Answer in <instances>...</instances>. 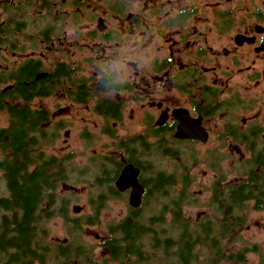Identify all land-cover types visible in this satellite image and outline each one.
Masks as SVG:
<instances>
[{
    "label": "flooded vegetation",
    "instance_id": "flooded-vegetation-1",
    "mask_svg": "<svg viewBox=\"0 0 264 264\" xmlns=\"http://www.w3.org/2000/svg\"><path fill=\"white\" fill-rule=\"evenodd\" d=\"M0 94H5L0 113L7 114V125L0 120V128H10V111L22 107L29 109L27 117L47 115L38 150L57 157L65 167L66 174L55 180L53 195H43L31 207L36 220L33 235L40 246L49 245L48 220L65 219L71 227L74 223L63 214L68 187L77 200L82 194L91 196L87 205L93 206L96 221L82 222L81 230L100 222L104 213L108 216V237L102 242L106 248L110 227L121 230L130 226L129 221L143 226L141 212L147 201L157 202L160 191L155 184L165 173L158 155L189 153L191 158H184L189 174L185 172L183 180L188 184L198 178L195 162L215 172L213 189L217 187L218 193L213 191L211 200L223 199L224 187L245 177L228 180L223 168L226 158L241 167L264 146V0H0ZM55 120H61L64 143L82 121L89 146L103 143L111 148V153L89 158L88 165L97 167L103 158L110 159L98 167L90 183L98 191H89L87 182L81 181L75 163L83 156L78 152L47 151L56 135L46 126ZM0 154L8 156L1 150ZM7 154L15 155L12 150ZM28 159L32 172L38 165L31 156ZM128 164L140 170L144 193L139 208L130 205L132 189L116 185ZM0 178V198H13L2 172ZM81 182V188L68 185ZM178 183L176 179L169 186ZM118 203L121 208L114 213ZM80 206L82 212L85 207ZM18 208V213L25 210ZM217 210L222 213L218 206ZM80 212L72 217L79 218ZM158 212L156 208L151 215ZM4 214L0 211V222ZM151 220L154 223L149 221L146 227L155 232L158 218ZM204 239L196 248L208 246L211 240ZM107 252L103 264L120 263ZM82 253L78 264L99 262L88 258L84 249ZM148 257L140 261L133 256L136 264L152 263ZM48 259L41 249L33 263L46 264Z\"/></svg>",
    "mask_w": 264,
    "mask_h": 264
},
{
    "label": "trees",
    "instance_id": "trees-1",
    "mask_svg": "<svg viewBox=\"0 0 264 264\" xmlns=\"http://www.w3.org/2000/svg\"><path fill=\"white\" fill-rule=\"evenodd\" d=\"M1 80L3 79L1 78ZM3 96L5 94H0V107L4 104ZM28 110L22 107L10 111L12 116L11 127L0 128V150L3 154L8 155L0 161V172L6 179L8 189L11 193H14L13 198H0V211L5 212L0 222V264H34L33 259L36 257V252L41 251V249L47 253L49 261L54 255L56 264H78L80 262L79 258L84 256L82 253L84 248L81 244L76 246L74 251L70 248L63 249L61 246L53 251L52 246H40L37 237L33 235L35 230L32 225L36 223V220L33 219L34 211L31 207H34L36 200H41L43 195H48L49 198L53 195L56 189L55 180L64 176L66 171L65 167L60 164V159L55 156H47L44 152L38 150V146L41 144V138L38 135L42 131L41 125L48 121V116L38 113L27 117L25 112H28ZM9 150H12L15 155L9 157V154H7ZM255 154L256 156L239 171L238 175L245 177L240 179L238 183L226 185L223 199L218 198L222 201V204L218 207L222 211V216L224 215L223 221L209 220L195 226V228L188 226L180 211L187 194L184 191L179 192L177 199L172 203V209H174L172 217L176 226L180 229L176 240L170 234L155 236L149 226L146 227L147 222H144L143 226L139 223L135 227L129 221L130 226H126L121 230H117L115 227L114 229L113 227L109 228L111 241L109 240L108 245L105 246L109 250L110 257L118 260L119 264H124L123 261H126L127 264H136L137 259L140 261L148 260V253L143 250L144 237L151 234L152 240L155 242L153 245L162 246L166 255L171 252L177 258V264H203L197 256L196 245L201 241H206L204 238L208 236V239L211 240L210 242L207 241V247L210 248L209 253L211 252L210 264H216L219 261L217 257L220 256H224L223 258L232 264H244L247 261L248 250L256 251L260 255L257 264H264V253L258 249L257 245L232 251L227 240L231 238V243H236L240 239L243 240L240 235L233 237V232L244 224L248 216L245 209L248 208L249 204L253 209L264 212V146L257 147ZM28 156H31L32 161H35L38 165L32 172L27 169V165L30 163L28 162ZM107 160L110 159L103 158L98 167L105 166ZM174 175L176 174L167 176V174L161 173L160 183L155 184L159 188L160 195L168 194V186L173 185L177 179ZM182 176L183 179L186 177ZM21 178L25 179L22 185L18 183ZM187 184V182H182V186ZM213 191L218 193V188L214 187ZM211 202L216 203V199H212ZM18 205L23 208H18ZM17 208L25 210L18 213ZM64 209L63 214L65 217H69L66 206H64ZM163 216L162 212L158 220L163 222ZM96 217V215L86 216L87 221L84 222L92 223V221H96ZM78 219L74 218L73 220L72 227L75 228L74 230L82 227V223H79ZM153 223L152 220L149 222L151 225ZM217 223H219L218 226L215 225ZM195 232L202 235V238L196 237ZM173 248L174 251H171ZM228 250H230V253H228Z\"/></svg>",
    "mask_w": 264,
    "mask_h": 264
},
{
    "label": "rangeland",
    "instance_id": "rangeland-1",
    "mask_svg": "<svg viewBox=\"0 0 264 264\" xmlns=\"http://www.w3.org/2000/svg\"><path fill=\"white\" fill-rule=\"evenodd\" d=\"M0 120L3 125H7V114L0 113ZM61 120H55L51 125L46 126L47 129L51 130L53 135H56L55 142L47 148L49 153H53L56 155L65 154L71 151L78 152L80 156L78 158V164L75 163L76 171H81V181L87 182L89 185V191H98L99 189L94 185L90 186V183L93 181V176L99 173V169L93 163H89L90 156L95 157L96 154L102 152L103 154L110 152L111 148L106 147L103 143H99V145L89 146L88 143L84 139V133L81 132L84 127V122H78V125L72 131V134L68 138V144L64 143V131L59 128V123ZM94 132H98L97 127H91ZM108 143H111L108 141ZM95 149H97L95 153ZM203 151V149H202ZM111 153V152H110ZM74 155V154H73ZM99 155V154H98ZM230 156L229 152H226V156ZM175 157H167L164 154L158 155V165L161 170L165 171L166 174L175 173L174 175L178 179V184H175L173 188L169 187V191L167 195H158L156 197L157 202L149 203L147 200V204L145 205V211L141 212L143 215L141 216L142 221L149 222L151 218L159 217L163 212V222L158 220V224L155 223V236H164L165 234H170L175 240L180 232L179 227L173 222L172 216L174 210L172 209V203L177 199V195L180 192H185L187 194L186 199L183 201L180 211L184 217L185 222L188 226L195 228V226L199 224H203L211 219L219 218V221H223L224 215L222 213L218 215L217 206L218 204H222L220 199H216V203L211 202V197L213 196V186L215 184L216 173L211 172L205 164L201 167V162H195L198 167L193 170L194 175H198V178H191L192 183L182 186L183 176L188 173L186 161L184 158H191L190 154L187 152H179ZM91 157V158H92ZM2 160L0 154V161ZM79 163L81 165H79ZM88 165V166H87ZM239 164L228 161L226 158L224 165V175L227 176L228 180H235L236 176L239 174V171L242 170L246 164L238 167ZM87 166V167H86ZM204 173H207V177H205ZM189 174V173H188ZM208 175L210 176L208 179ZM190 177V176H189ZM70 180L73 179L70 176ZM84 183L73 184L69 183L68 185L77 186L79 188L82 187ZM84 186V185H83ZM65 189V188H64ZM58 195V192H57ZM64 197L68 200V208L69 211V221L76 217H72L76 213H74L72 206L74 204H80L85 207L82 212H80V217L78 219L79 223H84V219L86 216L92 214V205H87L91 202V196L88 194H82L79 196L78 200L74 197V192L71 189L66 187ZM73 199V200H72ZM73 201L70 205L69 202ZM51 208V205H49ZM91 208V209H90ZM121 208L120 204L115 205L114 213H117V210ZM156 208L159 209V212L151 215L152 211H156ZM248 216L240 228L238 230H234L233 237H237L238 235L242 236L243 240H239L236 243H231L232 239H227L230 244L231 250L236 251L242 249L246 246L253 247L254 244L257 245L258 249L264 253V212L257 211L251 207V204L248 205V208L245 209ZM158 214V215H157ZM218 215V216H217ZM209 216L211 219H209ZM101 220L97 224L93 225H84L83 229L74 230L69 225V222L65 219L59 220H48L46 227L49 230L48 242L49 246H52V250L55 251L57 246L62 244H66L69 248L73 249L76 245L81 244V246L85 249L86 255L88 258H94L96 261H99L96 264H103L102 262L106 261L108 257L107 249L102 245V242L105 238L108 237L107 234V226H108V216L105 213L99 217ZM215 221V220H211ZM195 232L196 237L202 238V235L197 234ZM145 243L143 246V250L148 253V256L153 260L150 264H177V258L170 252L169 255H166V252L163 250L162 246L155 247L153 245L151 234L145 235ZM67 241H64V240ZM225 240V239H224ZM160 243V242H159ZM197 256L203 264H210L209 258H211V252L209 253L210 248L203 247L200 245L196 248ZM174 251V248L171 250ZM230 250H228V253ZM224 256L217 257L219 261L216 264H232L230 261L223 258ZM104 260L102 261V259ZM208 258V260H207ZM260 255L253 250L247 251V261L244 264H257L259 262ZM93 260V259H92ZM109 263V262H108ZM46 264H56L54 262V255Z\"/></svg>",
    "mask_w": 264,
    "mask_h": 264
},
{
    "label": "water",
    "instance_id": "water-1",
    "mask_svg": "<svg viewBox=\"0 0 264 264\" xmlns=\"http://www.w3.org/2000/svg\"><path fill=\"white\" fill-rule=\"evenodd\" d=\"M140 170L135 168L132 164L126 165L123 169L119 179L116 182L117 187L120 190L131 188L130 205L134 208H139L142 203V196L144 193V187L139 182ZM82 207L80 205H74V212H80Z\"/></svg>",
    "mask_w": 264,
    "mask_h": 264
}]
</instances>
